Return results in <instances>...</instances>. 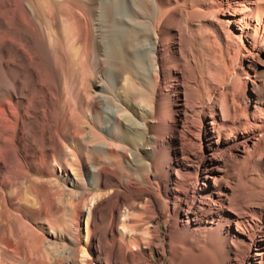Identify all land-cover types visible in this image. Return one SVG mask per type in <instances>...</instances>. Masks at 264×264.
<instances>
[{
  "label": "bare ground",
  "instance_id": "1",
  "mask_svg": "<svg viewBox=\"0 0 264 264\" xmlns=\"http://www.w3.org/2000/svg\"><path fill=\"white\" fill-rule=\"evenodd\" d=\"M0 264H264V0H0Z\"/></svg>",
  "mask_w": 264,
  "mask_h": 264
},
{
  "label": "rangeland",
  "instance_id": "2",
  "mask_svg": "<svg viewBox=\"0 0 264 264\" xmlns=\"http://www.w3.org/2000/svg\"><path fill=\"white\" fill-rule=\"evenodd\" d=\"M187 119V118H186ZM185 120V119H184ZM179 130H181V129H179ZM182 131V130H181ZM180 131V132H181ZM174 133H178V131H173L172 130V132L170 133V135H174ZM176 135V134H175ZM169 136V135H168ZM223 158H226V154H224V156H222ZM115 194L113 193L112 195H110L111 197H113ZM110 196H108L109 198H111ZM199 197V195L198 194H195V198H198Z\"/></svg>",
  "mask_w": 264,
  "mask_h": 264
}]
</instances>
